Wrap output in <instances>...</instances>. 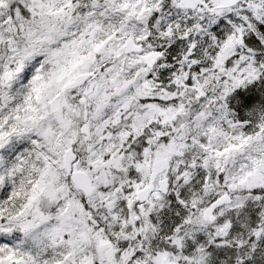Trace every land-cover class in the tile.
I'll list each match as a JSON object with an SVG mask.
<instances>
[{
  "label": "snow or ice",
  "instance_id": "1",
  "mask_svg": "<svg viewBox=\"0 0 264 264\" xmlns=\"http://www.w3.org/2000/svg\"><path fill=\"white\" fill-rule=\"evenodd\" d=\"M0 264H264V0H0Z\"/></svg>",
  "mask_w": 264,
  "mask_h": 264
}]
</instances>
